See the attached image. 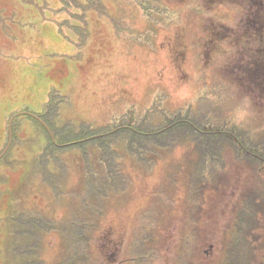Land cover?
<instances>
[{
    "label": "rangeland",
    "instance_id": "374dc122",
    "mask_svg": "<svg viewBox=\"0 0 264 264\" xmlns=\"http://www.w3.org/2000/svg\"><path fill=\"white\" fill-rule=\"evenodd\" d=\"M248 1L0 0V157L10 148L0 161V226L17 206L55 221L76 207L81 264H105L100 250L112 247L107 264H222L242 192L264 193L261 158L245 162L226 145L199 171L191 140L156 146L146 162L122 154L126 185L84 213L78 150L60 155L71 200L30 176L43 135L27 113L57 91L62 121L101 125L129 108L148 114L161 96V107L188 109L194 123L247 129L264 156V22L260 33L242 24ZM254 234L247 264H264V218ZM66 247L51 232L42 257L51 263Z\"/></svg>",
    "mask_w": 264,
    "mask_h": 264
},
{
    "label": "trees",
    "instance_id": "16d2710c",
    "mask_svg": "<svg viewBox=\"0 0 264 264\" xmlns=\"http://www.w3.org/2000/svg\"><path fill=\"white\" fill-rule=\"evenodd\" d=\"M263 1H248L250 7L247 27H252L254 19L255 23L263 24ZM252 16L254 19H251ZM60 97L57 91L51 92L43 110L27 113L32 120L35 119L37 133L43 135L42 146L30 162V176H40L42 182L50 186L56 200H71V196L62 191L66 167L64 168L65 163L60 155L71 149L78 150L83 167V194L80 204L84 213L89 207L97 204L94 200L100 201L109 192H118L126 185L125 176L120 170L119 159L122 154H129L140 160L139 162H146L150 159L148 154L156 151V146L172 148L191 140L197 154L196 168L199 171L210 160L221 157L226 145L232 147L245 162H250L251 157H254L253 160L261 158L260 160L264 161V156L252 151L259 142L251 139L247 129H232L227 125L211 126L202 121L194 123L189 118L188 109L178 108L170 111L161 107V96L153 100L148 114H145L147 110L141 115L139 111L129 108L101 125L95 122H81L76 125L62 121L59 118ZM157 111H160L161 116L158 121H154L151 113L155 114ZM12 117L9 129L12 142H15L19 139L20 124L17 123L18 115ZM9 151L10 148L5 150L0 161ZM240 200L222 264H247L251 251L249 238L255 236L254 228L261 217L264 218L262 191L253 187L246 189L242 192ZM8 214L3 219L4 225L0 226V264H77L78 261L81 264V260L86 258L81 247L73 245L77 242L75 233L84 229L83 226H78L76 207L69 209L65 219L58 221L29 213L20 206ZM51 232L59 233L60 240L67 241V253L60 252L58 259L48 263L42 257V250L45 235ZM100 253L103 254L105 264L116 261L115 256L112 257L115 253L113 247L107 248L106 252L100 250Z\"/></svg>",
    "mask_w": 264,
    "mask_h": 264
},
{
    "label": "flooded vegetation",
    "instance_id": "af4514ba",
    "mask_svg": "<svg viewBox=\"0 0 264 264\" xmlns=\"http://www.w3.org/2000/svg\"><path fill=\"white\" fill-rule=\"evenodd\" d=\"M245 7H247V8L245 9L244 13L247 12V14L245 15V14L243 13L245 16H244L243 18H240V21H242V24H243L244 22H247V21L249 20L248 9H249L250 6H249L248 4H246ZM245 7H244V8H245ZM261 17H262V20L264 21V14H263ZM251 19H254V16H252ZM253 22H254V23H251L252 27H248V28H247L248 31L255 32V33H256V32L260 33L261 30L258 29L257 26H259V25L261 24V22H260V23H258V22L255 23V22H256L255 19H254ZM262 23H263V22H262ZM260 26H262V25H260ZM256 29H257V30H256Z\"/></svg>",
    "mask_w": 264,
    "mask_h": 264
}]
</instances>
